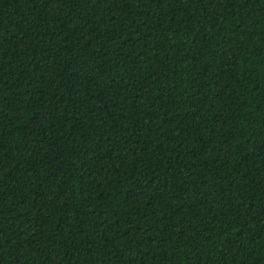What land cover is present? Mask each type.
Masks as SVG:
<instances>
[{
    "label": "trees",
    "instance_id": "obj_1",
    "mask_svg": "<svg viewBox=\"0 0 264 264\" xmlns=\"http://www.w3.org/2000/svg\"><path fill=\"white\" fill-rule=\"evenodd\" d=\"M0 264H264V0H0Z\"/></svg>",
    "mask_w": 264,
    "mask_h": 264
}]
</instances>
